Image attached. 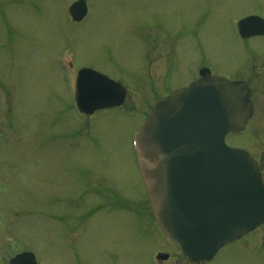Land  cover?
<instances>
[{"label":"rangeland","instance_id":"374dc122","mask_svg":"<svg viewBox=\"0 0 264 264\" xmlns=\"http://www.w3.org/2000/svg\"><path fill=\"white\" fill-rule=\"evenodd\" d=\"M73 1L0 0V264L22 250L40 264H158V250L170 255L159 264H193L150 219L132 142L156 93L206 63L252 84L255 115L226 142L264 169V37L236 32L264 19V0H88L82 23L68 16ZM81 68L123 83L131 110L82 117ZM202 264H264V224Z\"/></svg>","mask_w":264,"mask_h":264},{"label":"water","instance_id":"95a60500","mask_svg":"<svg viewBox=\"0 0 264 264\" xmlns=\"http://www.w3.org/2000/svg\"><path fill=\"white\" fill-rule=\"evenodd\" d=\"M254 21L244 20L243 26ZM82 81L85 101L98 108L120 103L123 95L101 75L83 70ZM243 88L222 77L191 83L158 101L139 135L155 218L193 261L211 260L224 245L264 222L257 164L245 151L225 144L228 133L245 127L251 105ZM85 104L79 102L80 108ZM26 256L14 263H26Z\"/></svg>","mask_w":264,"mask_h":264}]
</instances>
